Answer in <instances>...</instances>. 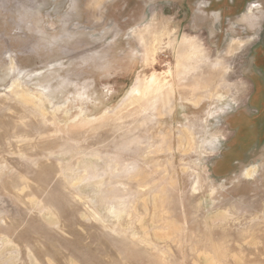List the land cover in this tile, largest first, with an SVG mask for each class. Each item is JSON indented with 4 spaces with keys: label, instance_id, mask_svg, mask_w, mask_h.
<instances>
[{
    "label": "rangeland",
    "instance_id": "374dc122",
    "mask_svg": "<svg viewBox=\"0 0 264 264\" xmlns=\"http://www.w3.org/2000/svg\"><path fill=\"white\" fill-rule=\"evenodd\" d=\"M0 264H264V0H0Z\"/></svg>",
    "mask_w": 264,
    "mask_h": 264
},
{
    "label": "bare ground",
    "instance_id": "6f19581e",
    "mask_svg": "<svg viewBox=\"0 0 264 264\" xmlns=\"http://www.w3.org/2000/svg\"><path fill=\"white\" fill-rule=\"evenodd\" d=\"M149 28V27H148ZM151 28V27H150ZM148 31H150L149 29H148ZM159 35V34H158ZM142 36V35H141ZM159 36H161V35H159ZM144 37V36H143ZM154 37H156V36H154ZM157 38V37H156ZM160 38V37H159ZM158 38V39H159ZM142 39V38H141ZM144 40V39H143ZM143 40H141V41H143ZM155 40V39H154ZM145 41H146V39H145ZM160 41V40H159ZM154 42V41H153ZM143 43V42H142ZM154 44H155V42H154ZM146 45V44H145ZM192 45V44H191ZM155 46V45H154ZM150 47V46H149ZM145 48H146V46H145ZM148 48V47H147ZM152 49V48H151ZM149 50H150V48H149ZM190 50V49H189ZM191 50H196V47L195 46H191ZM147 51V50H146ZM156 51V50H155ZM147 52H149V51H147ZM151 52V51H150ZM185 53V52H184ZM149 54H151V53H149ZM153 54H155V53H153ZM152 54V55H153ZM156 55V54H155ZM154 55V56H155ZM153 56V57H154ZM149 58L151 57V56H148ZM152 58V57H151ZM183 59V58H182ZM181 63V62H180ZM188 63V62H187ZM170 74V73H169ZM168 75V74H167ZM164 76V75H163ZM166 80H165V78H162V77H160V76H157L156 74L155 75H153V77L151 78V80L148 82V83H146V84H140L139 86H137V87H135L131 92H130V96L131 97H133L134 95L136 96H142V97H146V96H149V95H151L152 93H154V92H160L161 90L163 91V89H165V87H166ZM222 98L221 99H223V96H221ZM136 99H137V97H136ZM134 100V99H133ZM223 101V100H222ZM156 102V101H155ZM85 116V115H84ZM97 120V119H96ZM99 120V119H98ZM252 171V170H251ZM251 171H249L248 173H250ZM253 171H256V170H253ZM247 173V174H248ZM254 174V173H253ZM249 176V175H248ZM250 178V177H249ZM212 191V190H211Z\"/></svg>",
    "mask_w": 264,
    "mask_h": 264
},
{
    "label": "crops",
    "instance_id": "0c3cea01",
    "mask_svg": "<svg viewBox=\"0 0 264 264\" xmlns=\"http://www.w3.org/2000/svg\"><path fill=\"white\" fill-rule=\"evenodd\" d=\"M241 46H243V45H241Z\"/></svg>",
    "mask_w": 264,
    "mask_h": 264
}]
</instances>
